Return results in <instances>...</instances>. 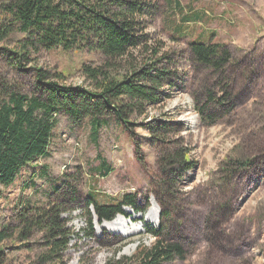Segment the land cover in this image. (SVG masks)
Masks as SVG:
<instances>
[{
  "label": "rangeland",
  "instance_id": "rangeland-1",
  "mask_svg": "<svg viewBox=\"0 0 264 264\" xmlns=\"http://www.w3.org/2000/svg\"><path fill=\"white\" fill-rule=\"evenodd\" d=\"M150 7L151 14L139 19L137 35L144 42L119 60L114 75H131L151 61L156 63L154 77L158 71L172 73L154 91L159 102L146 105L132 121L171 123V140L184 142L195 169L175 176L178 189L162 208L155 198V193L162 194L156 187L158 145L152 146L150 134L137 128L133 140L110 116L103 118L95 141L92 119L74 124L65 112L57 114L48 156L28 165L13 186L2 189L0 225L11 224L23 207L59 205L76 210L63 215L72 241L62 258L45 263L40 235L23 242L16 236L3 245L11 264H107L134 258L156 243L148 227L184 248L185 259L169 264H264V0H150ZM22 39L16 32L0 42V100L7 87L46 98L37 69L52 77L48 82L94 88L81 67L105 63L101 53L42 50L22 60L10 53L20 51ZM191 43L227 46L234 65L221 76L196 67ZM60 73L63 80L53 78ZM211 93L228 96L231 105L224 110L211 106L219 114L209 126L199 109ZM136 145L141 146L139 155ZM98 155L113 169L108 177L96 174ZM247 159L252 165L239 169L237 163ZM90 191H97L92 196L106 205L132 194L138 211L124 208L131 218L119 229L103 227L94 214L90 223Z\"/></svg>",
  "mask_w": 264,
  "mask_h": 264
},
{
  "label": "trees",
  "instance_id": "trees-1",
  "mask_svg": "<svg viewBox=\"0 0 264 264\" xmlns=\"http://www.w3.org/2000/svg\"><path fill=\"white\" fill-rule=\"evenodd\" d=\"M0 42L9 40L17 32L23 35L20 51L10 53L18 59L26 60L32 53L62 50H87L101 53L105 63L93 67L84 64L82 75L92 81V90L83 87H66L48 82L50 75L37 69L38 85L45 87L46 98L30 97L17 93L11 87L3 90L5 98L0 100V199L2 189L15 184L21 171L28 165L48 156L54 129L57 126L55 116L65 112L74 124L84 119H92V136L98 140L104 126L105 117L115 116L123 130L136 139V129L141 128L150 134L152 146L158 155L157 174L161 191L155 193L157 203L166 208L171 194L178 189L175 176L195 169L190 160L191 151L184 142L171 140L173 126L167 121L155 119L135 123L132 115L141 116L148 104H157L156 89L162 85L160 80H170L171 72L156 71V63L145 64L140 71L119 77L114 75L115 66L131 49L144 42V36H138L140 18L151 14L150 0H3L0 4ZM156 54V53H155ZM192 63L219 76L234 65V56L230 48L219 43H191L189 51ZM53 78L63 80L64 73ZM228 96L209 95L199 114L205 125L212 126L218 120L217 111L230 107ZM137 154L141 146L136 145ZM143 162V157H140ZM100 166L97 175L108 177L113 169L98 155ZM252 160L237 163L239 169L248 168ZM167 185V186H164ZM95 190V189H92ZM97 191L88 195V218L93 222V214L102 224L111 221L119 214H125L124 208L138 211L137 201L132 194L124 196L121 202L100 204ZM93 209V212H91ZM76 210L60 209L53 205L48 209L23 207L17 211L11 224L0 225V264H11L3 249L5 242L16 236L20 241L29 240L32 234L40 235L44 246L43 259L50 263L60 259L69 250L72 233L67 230L63 215H72ZM170 214L167 215L169 218ZM148 233L156 238L151 247H143L134 258H123L107 264H165L185 259V250L181 244L170 238H164L160 232L148 227ZM36 237V236H35ZM117 257V256H116Z\"/></svg>",
  "mask_w": 264,
  "mask_h": 264
},
{
  "label": "bare ground",
  "instance_id": "bare-ground-1",
  "mask_svg": "<svg viewBox=\"0 0 264 264\" xmlns=\"http://www.w3.org/2000/svg\"><path fill=\"white\" fill-rule=\"evenodd\" d=\"M121 224H122L121 222L117 221L116 223H114V224H112L110 226H111L112 229H119L121 227Z\"/></svg>",
  "mask_w": 264,
  "mask_h": 264
},
{
  "label": "crops",
  "instance_id": "crops-1",
  "mask_svg": "<svg viewBox=\"0 0 264 264\" xmlns=\"http://www.w3.org/2000/svg\"><path fill=\"white\" fill-rule=\"evenodd\" d=\"M195 15H197V13H195ZM198 18V15L194 17V19Z\"/></svg>",
  "mask_w": 264,
  "mask_h": 264
}]
</instances>
